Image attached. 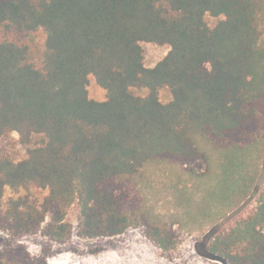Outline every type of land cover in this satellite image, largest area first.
<instances>
[{
  "label": "trees",
  "instance_id": "16d2710c",
  "mask_svg": "<svg viewBox=\"0 0 264 264\" xmlns=\"http://www.w3.org/2000/svg\"><path fill=\"white\" fill-rule=\"evenodd\" d=\"M143 43L168 52L147 68ZM90 77L104 101L89 99ZM263 135L264 0H0V143L25 149L0 144L1 231L26 236L48 219L42 235L63 243L77 203L80 237L142 228L171 251L172 227L125 183L167 165L207 178L215 152L231 163ZM205 243L208 259L264 264V187L253 213ZM0 264L33 263L17 246Z\"/></svg>",
  "mask_w": 264,
  "mask_h": 264
},
{
  "label": "rangeland",
  "instance_id": "374dc122",
  "mask_svg": "<svg viewBox=\"0 0 264 264\" xmlns=\"http://www.w3.org/2000/svg\"><path fill=\"white\" fill-rule=\"evenodd\" d=\"M207 22L213 25L214 19L207 17ZM142 48L147 68L154 67L168 52L167 47L149 43H143ZM105 96V91L90 77L89 99L102 102ZM159 98L167 103L170 95L162 90ZM0 144L16 158L25 155L19 144L13 149L7 141ZM238 145L241 150L239 147L230 151L235 154L231 163L221 164L219 153H214L212 174L207 178L189 176L181 167L167 165L151 168L143 176L125 183L129 201L172 227L177 243L171 251L158 248L142 228H129L115 237H80L79 207L75 203L66 213L71 235L63 243L42 235L47 219L40 231L22 237L0 230V254L23 246L33 264H223L203 256L205 241L215 232L229 231L253 213L257 193L264 187V135ZM10 193L7 190L5 199Z\"/></svg>",
  "mask_w": 264,
  "mask_h": 264
}]
</instances>
